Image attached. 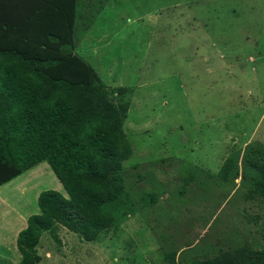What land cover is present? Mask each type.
<instances>
[{
    "label": "rangeland",
    "instance_id": "1",
    "mask_svg": "<svg viewBox=\"0 0 264 264\" xmlns=\"http://www.w3.org/2000/svg\"><path fill=\"white\" fill-rule=\"evenodd\" d=\"M75 42L109 88L128 90L129 217L96 242L45 233L40 264L194 262L263 245L264 203L218 173L264 145V0H79ZM37 170L23 189L0 186L8 226L17 210L39 214L42 192L68 196L48 163ZM4 252L0 264H17Z\"/></svg>",
    "mask_w": 264,
    "mask_h": 264
},
{
    "label": "trees",
    "instance_id": "2",
    "mask_svg": "<svg viewBox=\"0 0 264 264\" xmlns=\"http://www.w3.org/2000/svg\"><path fill=\"white\" fill-rule=\"evenodd\" d=\"M78 5L0 0V186L46 162L68 195H39V214L18 236L19 264H40L43 235L57 238L59 226L96 242L129 217L123 170L133 154L125 131L131 102L127 89L109 88L76 54ZM218 178L223 184L240 179L264 203V145L232 153ZM166 262L264 264V244L247 241L194 262H179L173 253Z\"/></svg>",
    "mask_w": 264,
    "mask_h": 264
},
{
    "label": "crops",
    "instance_id": "3",
    "mask_svg": "<svg viewBox=\"0 0 264 264\" xmlns=\"http://www.w3.org/2000/svg\"><path fill=\"white\" fill-rule=\"evenodd\" d=\"M35 168L30 170L31 173L29 175L32 176V179H30V176H29L26 180H23L21 182H17V181H15V180H17V178H16V179L13 180V183H12L11 187L12 188H16V189H23V188H25V186L28 185L29 182L32 183L33 180H34V176L33 175L37 176L38 173H39V170L34 171ZM25 181H26V183H25ZM22 183H25V184H23V186H22L21 185ZM0 201H2V202L4 201L2 199V196H0ZM29 217H26L24 214L20 213L17 210L15 212L14 219L10 221V226L7 225V221L5 222L3 219L0 218V248H2V247L5 248L4 254L9 259L14 260L17 264H19L21 262V260H22L21 253H20L18 245H17L18 236L23 230H25L28 227V219H29ZM48 257H50V256L48 255Z\"/></svg>",
    "mask_w": 264,
    "mask_h": 264
}]
</instances>
